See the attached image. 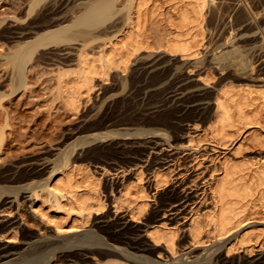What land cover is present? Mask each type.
<instances>
[{
    "label": "rangeland",
    "instance_id": "1",
    "mask_svg": "<svg viewBox=\"0 0 264 264\" xmlns=\"http://www.w3.org/2000/svg\"><path fill=\"white\" fill-rule=\"evenodd\" d=\"M10 1L13 2V0H0V17H7L8 20L15 16L21 17L22 15L20 13H22L23 10H16L14 4ZM152 1H156L155 3L161 8L162 13L167 12V14H170V9L168 5L165 4L164 0ZM213 1L205 11V39L203 41V46L199 48L200 55L190 58L187 61L188 63L201 61L203 64H198L199 67L197 65L196 67L193 66L194 69L189 74V80L191 82L197 80V82H192L191 84H193V86L190 88L186 86V83L190 81H181L183 76L179 75L185 73L183 71L186 70V67L185 65L183 66L182 63L186 60L181 59L182 62L179 55H172L164 52V46L169 39L171 30L168 28L166 22L161 21L160 18L158 19L155 17L154 19V17H152L150 19L151 22L149 21L148 24L149 28L146 30L147 32L145 34L147 41L149 40L148 42L152 48L150 50H143L144 53H140L138 60L137 58L133 59L135 60L133 61L134 66L131 65V68L125 73L116 70L111 71L108 81H106L104 85L97 86L91 93L89 99L86 98L88 102L83 98L85 99L83 100L85 103L82 105L78 114L74 115L69 111L67 103L65 102L66 95L61 89L59 78L63 73L70 72L75 74L79 71L78 58L80 51L85 49L84 51L95 54L99 51V43L101 41L94 42L89 36L90 34H93L94 29V33H96L95 35H99L101 34L100 32H102L101 38H105L107 35L110 36L117 28H120L124 24L126 25L128 22L127 19L132 17V14H130L132 12L128 10L129 13L127 10L125 11V9H123L122 12L124 0H112L110 2L114 5L115 10L119 9L121 11L118 10V14L116 13V16L114 15L111 21L108 20L103 26L101 24L100 26L102 27L99 26L100 29L93 28L92 30L90 28L89 30V27H81L78 31H80L79 33H82V36L80 35L83 37L82 39H80L79 36L75 39L76 41L67 39L63 40L59 44L62 48L54 51L49 49L44 50L42 48L37 50L38 52H35L27 62L25 71L26 80L25 86L22 88L23 90L20 89L16 92L14 86L9 80L8 68H6L3 62L0 63V75H2L0 76V172L4 169L10 168V166L12 168V166L19 163V161H24L25 158L33 159L34 157H44V161L48 165L46 167L47 174L40 179L34 180V184L38 186L37 191L40 190L38 192L43 201L37 203L35 208L37 210L42 209L43 213L49 214L46 216L47 220L45 217V219H43L40 214H34L32 210L25 207V204L21 201L16 204L17 207L13 205L15 208L11 205L0 206V217L3 219L1 220L0 218L1 221H4V219L6 221L7 219H14L15 216L16 219L14 220L21 221V223L19 222V226L17 224V226L13 225L8 229L10 231L7 230L4 233L3 238H1L3 241L0 239L1 243L11 246L20 245V237L22 234L20 232H22V229L28 230L32 235L36 233L43 237L49 236L54 232V223L56 220H59L57 222H60L61 220L62 222L65 221V218L62 219L63 214L57 213L56 211L55 198L49 193L48 195L44 194L47 192L46 190H41L42 187L40 188V186L45 183L52 169L58 168V166L63 163L64 155L62 154L63 151L66 150V147L72 148L73 143L81 140V136L77 133L78 130L80 131L82 129L90 128L89 125L92 126L99 121L104 122L105 125L108 127L110 126L111 129L126 128L131 131L133 128H142V126L143 128L145 127L144 129H149L150 127L148 126V123H151V121L154 120L157 121L163 115H168V121L171 126H175L174 128L177 130L180 129L176 134L179 139L175 142V140H173L174 133L172 130L160 126V129L162 128L163 130L162 132L168 134L170 145L167 141L165 144L163 143V147L159 146L157 150L150 151L149 155L142 159L138 156H136V158L132 156L133 158H103L100 161L92 157L91 154L88 156L85 155L86 150L84 148L80 149V147L76 148L77 151L75 150L74 154L72 153V162L75 164L74 166H78L77 169L80 168L79 171L76 170L73 172L76 173L74 174L75 178L79 181H83L86 179V176L88 175L87 173L90 171L94 173V175L100 179V193L106 203V208L103 212L94 213V216H91L89 223L86 225L79 219L77 226L80 229L78 228V230L76 229L74 232L67 233L60 237L64 241H60L54 250V253H56L58 258L54 259L55 263H53V261L50 264H89L78 263V261H76L75 257L81 253L82 248L100 243H107L108 245L113 246L115 244L111 241H113L112 239L115 237L121 238L122 241H146L147 237L144 230L148 229V227L146 228V221L149 218L156 219L157 223L154 225L164 223L168 227L177 229L178 243L183 241L182 238L187 231V226L190 221L196 217V219L202 223L201 225L204 229L206 228L205 230L208 229L207 231H209V229H211L210 227H206L208 214L210 215L214 211L212 193L209 189L212 180L221 174L222 165L230 162L245 166L247 165L252 168H264V106L260 105L262 104V101L255 102L257 109L259 107L258 112L260 110L262 111L255 113L256 116L258 113V125H251L244 128V132L242 131L241 134L240 132L239 134L236 133L238 132L236 130H234V132L231 130V135H229V139L227 138L225 142H218L215 139V136H212L211 126L215 119L211 105L214 101L212 98L218 93V90L222 88L226 89L227 86L229 87V85L219 87L221 79L229 77V79L227 78L226 80L232 81L233 84H235L230 85L229 89L233 86L232 89H238L240 92H244V89L247 88L243 87V85H241V87L237 85L239 84L237 79H243V77L239 75V66L236 68L235 63H232V66L224 68V72H220L221 75L218 71V67L216 68L214 64L209 62V59H211L213 55L220 54L223 51L233 48H237L238 50L241 49V52L247 50L245 51L247 54L244 53L246 55L244 56L246 57L245 59H248V61L251 62L253 60V55L255 57L258 50H260V52L258 51V54L264 52L263 45H260L264 43V0ZM213 8L217 11L216 13ZM77 10L80 11V7H78ZM235 10H237L240 15H238ZM120 12L123 14H119ZM64 14V16H66V11ZM124 14H126V17H129L126 18ZM227 14L231 15L229 16ZM242 15H244V17H242ZM235 16L237 18L240 16V20L235 18ZM66 17L67 19L69 18L68 16ZM116 22L118 23L117 27L114 28V31L113 29L109 30L108 28ZM107 29L110 33L106 32ZM86 32L91 33L88 35ZM257 39L259 41L261 40V43ZM86 40L90 43L88 44ZM83 42H86L85 44L87 45H84ZM256 45L257 48L260 47V49H256ZM63 46L66 47L63 48ZM254 46L255 50L252 53L250 47L254 48ZM7 49L8 47L5 41L0 39V55H4L7 52ZM248 51L250 54H248ZM148 56L149 58H147ZM249 57L251 60H249ZM204 66H207L208 68H204ZM233 70L236 72L234 73ZM254 72L255 71L251 72L253 73L251 75L253 78L250 76V79H244V82H247L245 80L253 81L252 83L247 84H250V86L254 85V91L262 90L260 86H263L264 90V74H262L263 78H261L262 76L260 73L255 72L254 75ZM236 73L239 77H237L238 75ZM229 75L232 76L231 79ZM153 76H156L157 78ZM202 78H205L206 81H202ZM99 83L100 82H96V85ZM194 84H196V87ZM182 85H185V87ZM239 91L236 90V92ZM190 94L192 96H190ZM257 94L259 93H255L256 96H259ZM198 96L201 99H199ZM206 97H208L209 100ZM181 98H183L184 101L181 100ZM190 98L193 102H191ZM255 105L254 108L256 109ZM167 111L170 112L168 113ZM171 111H173V113ZM164 112H167L168 114H164ZM250 114L253 115L254 113ZM259 114H261L262 117ZM258 135L263 137V139L261 138L263 142L262 145L261 142L259 143L258 139L257 141L259 144L254 141L255 137L257 138ZM68 136L70 137L68 138ZM151 137L152 136L146 138L149 139ZM146 138L141 140H145ZM78 153L79 155H77ZM75 156L79 157L78 161H75ZM86 157L88 159H85ZM49 167L50 171L48 170ZM138 174L143 179L142 184L149 195V205L147 206L145 215L141 218L142 220L131 221L130 215L128 214V204L121 201L120 190L128 185L135 190L138 185ZM155 176H157V179ZM155 179L161 180L157 187L154 183V181H156ZM183 195H188L190 198H188V200H179L180 196ZM13 196L11 194V197ZM256 196L255 207L250 211L251 213H248L247 215V223H254L251 228L252 231H254L253 233H255L253 238L257 239L256 237L260 235L258 241H253L252 243H257L252 254H249L244 249L238 250V246L235 250V245L233 246L232 241L237 230L231 232L224 241H217V238H215V235L210 230L209 232L212 233L210 237L212 236V238H207V234L205 233V245L203 244V246L200 245L202 247L199 246L195 248L186 243L184 245L181 244L178 246L177 255L174 257L164 251L156 252L155 254H148V252H145V254L144 252L138 251V249L141 248L129 244V242L125 247H127L128 251L136 257H152L151 259L154 258L153 260L165 264H230V261L233 260L234 264H246L245 262L250 260L260 262L264 259V208L262 202H260V197L258 195ZM112 199L113 201L118 200L115 205L112 203ZM141 201L142 199L140 198L137 200L138 203ZM113 206L117 209V213L115 214L114 212H116V210ZM9 207H11V209ZM57 214L58 218H56ZM103 216H107V218L104 220L102 218ZM51 221L54 223H50ZM71 221V218H69V220L67 219V226L71 224ZM14 228L17 229L18 233ZM14 232L19 234L18 236L16 235V240H14ZM11 233L12 237L8 240L5 239V237H10L9 234ZM84 236H86L85 239L83 238ZM158 247L162 248V246ZM227 250H231L229 254H227ZM73 254L75 256H73ZM90 257L91 256H89V260L91 259L90 264L141 263V261L136 258H126L121 255H118L117 258L107 257L104 258V260H100L99 256H95L96 259L94 256ZM56 261L60 262L57 263Z\"/></svg>",
    "mask_w": 264,
    "mask_h": 264
},
{
    "label": "bare ground",
    "instance_id": "2",
    "mask_svg": "<svg viewBox=\"0 0 264 264\" xmlns=\"http://www.w3.org/2000/svg\"><path fill=\"white\" fill-rule=\"evenodd\" d=\"M111 1L112 0H13V2L10 1L14 4L16 10H23V12L20 13L22 15L21 17L15 16L13 18H10V20H8L7 17H4V16L0 17V39L4 40L8 47L7 52L4 55H0V63L3 62L6 68H8L9 80L14 86L16 92L25 86L26 65H27V62L31 59V57L35 54V52H38L37 50H40V48H42L44 50L49 49L51 51H54L59 48H62V46L60 47L59 44L63 40L67 39V40L76 41L75 39H77V37H79L82 34V33H79L80 31H78V29L81 27H89V30L90 28L92 30L93 28L100 29V27H102L103 24L107 23L108 20L111 21L113 16L114 15L116 16V13L121 11L119 9L115 10L114 5L110 3ZM212 1L213 0H164L165 4L168 5L170 9V14H167V12L162 13L161 8H159L155 3L156 1L154 2L152 0H124V6L122 8V12H123V9H125V11L129 10L132 12L130 13L128 11L130 14H132V17H130V19L128 18L129 20L127 19L128 21L127 23L124 22L126 23V25L123 23L124 25H122L120 28H117L115 31H114V28L117 27L118 22H116L110 27L107 25L109 27L108 29L109 30L113 29L114 32L110 36L108 35L105 36V38L103 37L101 38L102 32H100L101 34L99 35H95L96 34L94 33L95 29L93 31V34H90L91 32H88V33L86 32L88 35L90 34L89 35L90 39L94 40V42L101 41L100 42L101 44L99 43L100 45L99 46L100 48L98 49L99 51H97L96 54L91 53V52L88 53L84 51L85 49L80 51V55L78 58L79 71L75 74L70 73V72L63 73L59 78L61 89L66 95L65 102L67 103V107L69 111L74 115L78 114L80 112L82 105L85 103L83 100H85L86 98L89 99L91 93L94 91V89L97 86L99 87L101 85H104V83L108 81L109 76L111 75L110 74L111 71L116 70V71L125 73L127 70L131 68V65L134 66L133 61L135 60L133 59L137 58L138 60V56L140 55L141 52H143V50H150L152 48L148 42L149 40L147 41V38L145 36L147 32L146 30L149 28L148 27L149 21L152 17H154V19L155 17L158 19L160 18L161 21L166 22L168 28L171 30L169 39L167 40L164 46V52L167 54L179 55L180 60L181 59L186 60L184 63H182L183 66L185 65L186 70L181 68L185 70L183 71L185 73L182 72L183 75L182 74H179V75L183 76L181 81H188L190 79L189 74L194 69L193 66L196 67V65L198 66V64H202L201 61L196 62V63H188L187 61L190 58L197 57L200 55L199 48L203 46V41L205 39L204 38V31H205L204 21H205V13H206L205 11H206V8L209 7V4ZM213 2L216 3L215 1ZM219 2H222V1H219ZM78 7H80V11L77 10ZM65 11H66V16L69 17L68 19L66 16H64ZM122 12H120L119 14H121ZM216 12L217 11H215V13ZM125 15L126 14H124V16ZM238 15L240 14L238 13ZM242 17H244V15H242ZM235 18L237 17L235 16ZM239 18L241 17L239 16L237 19ZM101 24L102 26H100ZM107 30L106 32H109V30L108 31ZM81 36H80V39L83 38ZM84 37H85V34H84ZM86 42L88 44L90 43L87 40ZM85 43L84 45H87ZM260 45H263L264 47V43ZM64 47L66 46H63V48ZM250 48L253 53L255 50V46L254 48L253 47H250ZM256 49H260V47L257 48V45H256ZM240 50H238L237 48L229 49V50L221 52L220 54L213 55V57L209 59V62L214 64L216 68L218 67L219 73L220 72L223 73L224 68H227L228 66H232L233 65L232 63L236 64V68L237 66H239L238 73L241 77H243V79L236 78L237 82H239V84L237 85L240 87L241 85H243V87L247 88V89H244V92L242 91L240 92L238 89H232L233 86H231V89H229L230 85H235V84H233L232 81L226 80L227 78L229 79V77L221 79V83L219 84V87H225L227 85H229V87L227 86L228 89L222 88L218 90V93L215 94L214 98H212V100H214L213 103H211L213 113L215 116L214 122L212 123V126H211L212 127L211 130L213 134L212 136H215V139L218 142H225L227 138L229 139V135H231L230 134L231 130H233V132L234 130H236L238 131L236 133L239 134L240 132L241 134L244 128L251 126V125L253 126L256 124L258 125L259 120L257 117H258V113L261 110L258 112L259 107L257 109L255 102L262 101V104L260 105L264 106L263 86H260L262 90L254 91L255 86L254 85L250 86V84H247V83H252L253 81L245 80L247 82H244V79H250L249 77L253 74L251 73L253 71L260 73L262 76L261 78H263L262 74H264V52H262L263 54L262 53L258 54V51L260 52V50H258L257 55H255V57L253 55L254 58L252 57L253 60L251 62V61H248V59H245L246 58L245 54H247L245 51L247 50H244L242 52ZM248 54H250V52ZM147 58H149V56ZM247 58H248V55H247ZM249 60H251L250 57H249ZM250 64L252 65V67ZM191 67L193 68L190 69ZM204 68H208V67L204 66ZM235 70H233L234 73L237 71ZM255 72H254V75H255ZM226 74H227V71H226ZM239 75L237 77H239ZM153 77L157 78L156 76H153ZM231 77L232 76H230V79ZM202 81H206L205 78L204 79L202 78ZM96 82L97 83L100 82L99 83L100 85L99 84L96 85ZM192 82L193 83L197 82V80H194ZM192 82L191 81L187 82L186 86L190 88L191 86H193V84H191ZM194 85L196 87V84ZM182 86L185 87V85H182ZM236 90L239 92H236ZM206 93L208 94L207 91ZM255 93H259L257 94L259 96H256ZM190 96L192 95L190 94ZM206 98L208 99V97ZM199 99L201 98L199 97ZM181 100H183V98H181ZM198 101H201V100H198ZM191 102L193 101L191 100ZM254 105L257 110L254 108ZM173 111L171 112L173 113ZM167 112L169 113L170 111H167ZM167 112L166 113L164 112V114H168ZM256 112H258L257 116L255 114ZM250 113L252 114L254 113V114L251 115ZM259 115L261 116V114ZM169 117H170V114H169ZM136 126H140V125H136ZM148 126L150 127L149 129H144L145 127L143 128L142 126V128L141 127L136 128V129L133 128L134 130L132 129L130 131L129 129H126V128L116 129L113 127L114 129H111L110 126L108 127L107 125H105L104 122L99 121L93 124L92 126L89 125L90 128L82 129L80 131L78 130L77 133L81 136V140L77 141L76 143H73L72 148L66 147V150L63 151V154H62L64 155L63 163L60 166H58V168H53L52 171L49 173V177L46 179L45 183L43 182L44 184L40 186V188L42 187L41 190H46L47 193L43 192L44 194L48 195L49 193L50 195L53 196V198H55L56 211L57 213L63 214L62 219L65 218L64 219L65 221L63 220L64 222H62L61 220L60 222H57L59 220H56L55 223L51 221L50 223H54V232H52L51 235L49 236L43 237V236L37 235L36 233H35L36 235L35 234L32 235L28 230L22 229V232H20L22 233L20 237L21 238L20 245L11 246V245L3 244L0 242V264H50L51 262L54 261L55 258H58V256H56V253H54V250L57 247V245L60 243V241L63 240L60 237L64 236L67 233L74 232L76 229L78 230L79 227L77 226V222H79L78 221L79 219L83 221V224L86 225L87 223H89V219H91V216L94 213L103 212L106 208V203L104 202L103 198L101 197V193H100L101 191L100 190V187H101L100 179L96 177L94 173H92L91 171L87 173L88 177L86 176V179L83 181H79L78 179L75 178L74 174L76 173H73V172H75L76 170L79 171L80 168L77 169L78 166L77 167L74 166L75 164L72 162V158H73L72 153L74 154L76 148L80 147V149L84 148L86 150L85 155L88 156L91 154L92 157L100 161L103 158H106V159L119 158V157L121 158L122 157L123 158L135 157L136 158V156L142 159L146 157L147 155H149L150 151H155L159 148V146L161 147L163 143L165 144V142L167 141L169 142L168 134L163 133L162 132L163 130L162 128L160 129V126L170 128L172 130V132L174 133L173 140H175V142L178 141L179 139L176 134L178 130L180 131V129L177 130L176 128H174L175 126L173 127V125L171 126V124H169L168 115L161 116V118H159L157 121L155 120L151 121V123H148ZM70 136H68V138ZM149 136H152V137L147 139ZM258 136L257 138L255 137L254 141L258 143L257 141L258 139L259 143L261 142V145H262L263 142L261 138L263 139V137L259 136L260 137L259 139ZM144 138H146L147 140L146 139L141 140ZM71 139H74V138H71ZM169 145H170V142H169ZM77 155H79V153ZM75 157H76L75 161L76 160L78 161L79 157L77 156ZM44 159H45L44 157H40V158L34 157L33 159L25 158L24 161L23 160L22 162L19 161V163H17L16 165L12 164L14 165L12 166V168L10 166V168L4 169L3 171L0 172V185H1L0 186V206L1 207L5 205H11V206L15 205L16 206V204L21 201L23 204H25V207L32 210L34 214H40L41 218L43 219L46 218L47 220L46 216L49 214L43 213L42 209L37 210L35 208L36 207L35 205L37 203H41V201H43L41 195L38 192L40 190L37 191L38 186L34 184L35 182L34 180L40 179L44 175L46 176L47 174L46 167L48 165L45 163ZM85 159H88V158L86 157ZM246 166L242 164H238V163L234 164L230 162L223 164L221 168V174L212 180L209 190L212 193V200L214 202V211L210 215L208 214V217L206 216L208 218L206 227L211 228L209 229V231L211 230V232L215 235V238H217V241H224L231 232H233L234 230H237L233 238V241H232L233 246L235 245V250H236V247L238 246L237 247L238 250L244 249L249 254L250 253L252 254L257 244L256 242L254 244L252 243L253 241H258V238L260 237V235L258 236L257 234L258 236L256 237L257 239L253 238V236H255L254 235L255 233H253L254 231H252L251 228L253 227L254 223H247L248 222L247 215L248 213H251L250 211H252L253 208L255 207L254 205L256 203V198H257L256 195L260 197V200H261L260 202H262L263 208H264V168L262 167L252 168V167H248V166L246 167ZM48 170L50 171V167ZM156 177L157 176H155V178ZM137 180H138L137 182L138 185L136 186L135 190L134 188H131V186L129 185H128L129 187L127 186V187L122 188V190H120L121 191L120 197L122 198L121 201L123 203L128 204V207H127L129 209L128 214L130 215L131 221H140V219L145 215L147 211V206L149 205V201H148L149 195L147 194L142 184L143 179L141 178L139 174H138ZM159 181L161 182V180L159 179L154 181V183L156 184V187L157 185H159ZM11 194L12 196L13 195L14 196L11 197ZM139 198L142 199L140 203L137 202ZM188 198H190L188 195H185V196L183 195V196H180L179 200H182V199L188 200ZM116 201H113L112 199V203L114 205ZM123 203H120V204H123ZM15 206L13 207L15 208ZM113 207L115 208V206ZM9 208L11 209V207ZM115 210L116 212H114V214L117 213L116 208ZM34 216H37V215H34ZM56 218H58V214ZM69 218H71L72 221H71V224L67 226L66 222H67V219L69 220ZM102 218L105 220L107 216L106 217L103 216ZM196 218L190 221L189 225L187 226V231L185 232V235H183V238H182L183 241H181L180 243H178L177 241V238H178L177 229L173 227L172 228L168 227L164 223L154 225L157 223L156 219L149 218L147 221L145 220L147 224V226L146 225L145 226L146 228L148 227L147 230H144L146 237H147V238L145 237L146 241L145 240L143 241H122L121 238L115 237L114 239H112L113 241H111L113 244H115L113 246L108 245L107 243H100V244H93L90 247H83L82 250L80 249L81 253L76 255L75 257L76 261H78V263H89L90 264L91 259L89 260V256L91 257L99 256L100 260L101 259L104 260V258H107V257L117 258L118 255H121L126 258H136L139 261H141L140 264H165V263L153 260L154 258L151 259L152 257L151 258L150 257H136L131 252H129L127 247L125 246H127L129 242V244H132V245H135L141 248V249H138V251L140 252H144V253L148 252V254H153V253L155 254L156 252L164 251L170 254V256L172 257L177 255V248H179L178 246H180L181 244L184 245L186 243L195 248L199 247L200 245L203 246V244L205 245L204 234L205 233L207 234L206 236L207 238H212V236L210 237L212 233L207 231L208 229L205 230L206 228L204 229V227L201 225L202 223ZM14 219H16V216ZM14 219H10V220L7 219V221L4 219V221H1L3 220L1 218L0 220V239L3 238L4 233L9 228H11L13 225L17 224L19 226V222L21 223V221L14 220ZM16 228H14V230H16V232L18 233ZM16 232H14L13 234L14 240L17 239L16 235L17 236L19 235V234H16ZM9 235L10 237H5V239L8 240L12 237V233ZM83 238L85 239L86 236H84ZM158 246H162V248H159ZM230 251L227 250L226 251L227 254H229ZM73 256L75 255L73 254ZM233 261H230V264L233 263ZM53 263H55V261ZM245 263L246 264H264V259L260 262L259 261L256 262V260L254 261L250 260Z\"/></svg>",
    "mask_w": 264,
    "mask_h": 264
}]
</instances>
